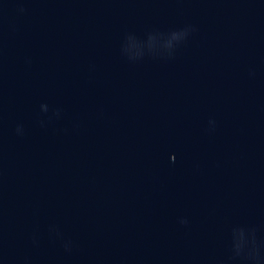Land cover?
<instances>
[{
  "label": "water",
  "instance_id": "obj_1",
  "mask_svg": "<svg viewBox=\"0 0 264 264\" xmlns=\"http://www.w3.org/2000/svg\"><path fill=\"white\" fill-rule=\"evenodd\" d=\"M0 264H264V0H0Z\"/></svg>",
  "mask_w": 264,
  "mask_h": 264
}]
</instances>
